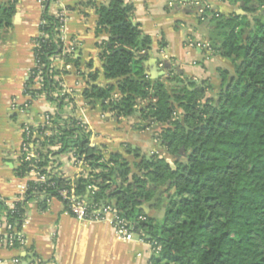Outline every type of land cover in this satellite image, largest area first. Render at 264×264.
Instances as JSON below:
<instances>
[{"label":"trees","instance_id":"obj_1","mask_svg":"<svg viewBox=\"0 0 264 264\" xmlns=\"http://www.w3.org/2000/svg\"><path fill=\"white\" fill-rule=\"evenodd\" d=\"M40 1L43 12L34 39V67L23 94L30 99L28 106L43 97L58 111L49 115L48 125L30 128L31 138L46 131L49 135L38 142L37 159L21 161L15 171L22 178L37 167L45 182H28L25 196L13 203V209L9 200L0 197V225L5 219L20 232L27 203L38 199L45 209L56 198L65 205L58 191L73 185L80 198L112 205L132 223L139 238L160 247L149 264H264V0H229L243 5L250 18L216 17L203 8L200 23L211 15L228 30L222 34L218 53L232 65V72L218 71L220 87L211 96L207 81L189 88L177 86L182 81L172 70L166 80L171 88L161 78L148 77L145 64L152 41L132 21V2L107 0L95 8L96 35H109L100 55L104 76L115 83L93 85L83 98L99 102L116 118H138V130L166 125L157 134L158 142L174 170L157 154L147 159L136 151L135 173L119 154L103 160L100 149L90 145V133L82 123L64 114L71 99L67 94L59 96L63 88L56 78L61 73L52 67L62 51L63 24L58 15L49 13L56 0ZM18 2L0 0V38L12 26ZM35 142L31 141L34 146ZM68 151L87 165L88 172L73 180L64 178L59 165H54ZM49 154L56 160L47 171ZM159 188L165 192L157 196ZM144 206L154 211L163 206L165 213L159 218L145 213ZM140 216L145 220L138 221Z\"/></svg>","mask_w":264,"mask_h":264},{"label":"crops","instance_id":"obj_2","mask_svg":"<svg viewBox=\"0 0 264 264\" xmlns=\"http://www.w3.org/2000/svg\"><path fill=\"white\" fill-rule=\"evenodd\" d=\"M127 1L134 5L132 21L140 25L142 36L152 41L145 64L148 77L166 82L172 70L182 81L177 86L189 88L207 81L212 86L207 96L215 95L220 87L218 71L232 72V65L218 53L221 42H216L214 48L209 44L207 36L212 31L209 24L216 21L211 15L202 23L199 19L204 7L217 13L216 17L250 18L244 6L229 0ZM106 4L107 0H56L49 5L51 15L61 10L66 14L60 34L62 51L52 61V67L61 73L56 80H61L63 90L72 96L71 103L66 101L64 114L86 126L90 145L100 149L103 160L119 154L135 173L132 165L136 151L147 159L155 154L169 158L159 145L158 135L148 129L138 130V118H116L105 112L99 102L90 103L82 96L93 85L106 87L115 83L105 78L100 58L109 35L95 32L98 19L95 8ZM42 12L40 0H19L12 26L2 31L0 38V197L7 200L23 199L27 183L36 180L33 172L22 178L15 174L25 138L24 127L37 129L43 125L45 116L58 111L56 105L43 97L24 107L30 101L23 90L34 67V39L39 35ZM166 85L171 88L173 84L166 82ZM21 115L27 121L11 126L9 119L16 120ZM57 161L64 178L73 180L80 175L67 154L58 156ZM40 203L37 199L26 205L20 231L24 238L22 245L9 247L0 242V264H149L156 254L147 238L142 240L136 235L132 241L124 242L106 224L75 220L56 198L50 199L45 209L40 208ZM145 207L148 213L156 212Z\"/></svg>","mask_w":264,"mask_h":264},{"label":"built area","instance_id":"obj_3","mask_svg":"<svg viewBox=\"0 0 264 264\" xmlns=\"http://www.w3.org/2000/svg\"><path fill=\"white\" fill-rule=\"evenodd\" d=\"M62 22L63 26L66 21V14L64 10H61L57 13ZM63 27L61 28L62 32ZM208 47V46H206ZM63 94L69 95L71 98V93L69 91H62L60 96ZM29 98V97H28ZM25 108H28V104L24 105ZM178 113H174L173 116L176 117ZM49 123V115L45 116L43 125H48ZM84 128L87 130L86 126L82 124ZM30 128L29 126H25L23 129V133L25 135L24 142L21 147V161L23 162H31L32 160L37 159L36 150L38 148V142L42 141L43 136L49 135V132L46 131L41 135L32 137L30 136ZM88 131V130H87ZM36 140V146L31 141ZM52 148V147H50ZM53 150V148H52ZM69 157L71 164L80 171V174L87 173V165L83 161V159L76 158L74 156V151H68L66 153ZM49 160L51 161L46 168L47 171L51 169L53 165L52 161L56 160L55 157H52L51 154L48 155ZM36 162H39L36 160ZM58 165V161L54 164ZM36 175V180L33 181L35 183H44L45 176L40 175L37 167H34L30 170ZM90 189V188H89ZM59 196L62 201L65 203V207L68 213L79 222H90L93 224H106L112 228L114 233L120 237L124 242H130L133 240L135 236L133 225L126 218L122 217L119 212L112 205H98L96 203L89 202L83 198H80L75 194L74 186L72 185L69 189H62L58 191ZM22 199H14L9 200L7 205L10 209H13V203L20 201ZM138 221H144L145 218L140 216L137 219ZM0 242L9 247H14L15 244L22 245L24 243V238L22 233L16 230V227L13 225L7 224L5 219H2V224L0 225ZM154 253H158L160 251V247L153 246Z\"/></svg>","mask_w":264,"mask_h":264},{"label":"water","instance_id":"obj_4","mask_svg":"<svg viewBox=\"0 0 264 264\" xmlns=\"http://www.w3.org/2000/svg\"><path fill=\"white\" fill-rule=\"evenodd\" d=\"M220 24V21L217 20L216 22H212L209 24L210 28H212V31L208 34V39H209V44L212 48L215 47V43L216 42H222L223 39L220 37L222 34L228 32L227 29H222L220 28L219 26ZM163 128H166V125L165 124H157V125H154L152 126L151 128L148 129L149 133H152V134H160L162 129ZM181 154H183V149H181L180 151ZM166 163L170 165L171 169L174 170V164L172 162V159L171 158H168V159H165ZM143 211L145 213H148V208L147 207H142ZM165 213V208H162L161 209V213L158 215L159 218H161ZM148 239V238H147Z\"/></svg>","mask_w":264,"mask_h":264},{"label":"rangeland","instance_id":"obj_5","mask_svg":"<svg viewBox=\"0 0 264 264\" xmlns=\"http://www.w3.org/2000/svg\"><path fill=\"white\" fill-rule=\"evenodd\" d=\"M25 121H27V119L24 117V116H19V117H17V119L16 120H12V119H9V123H10V125L11 126H13V127H16V126H18L21 122H25ZM160 145V144H159ZM170 158V157H169ZM164 192H165V189L164 188H159L158 189V192L157 193H159V194H164ZM159 212V209L158 210H156V212L155 213H158ZM159 215V213L157 214V216ZM136 233H135V237H136Z\"/></svg>","mask_w":264,"mask_h":264}]
</instances>
